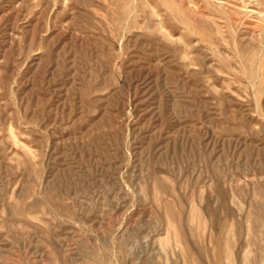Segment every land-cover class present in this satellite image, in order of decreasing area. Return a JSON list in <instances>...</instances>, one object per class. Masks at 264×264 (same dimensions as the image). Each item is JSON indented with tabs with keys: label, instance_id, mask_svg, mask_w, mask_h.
<instances>
[{
	"label": "rangeland",
	"instance_id": "1",
	"mask_svg": "<svg viewBox=\"0 0 264 264\" xmlns=\"http://www.w3.org/2000/svg\"><path fill=\"white\" fill-rule=\"evenodd\" d=\"M0 264H264V0H0Z\"/></svg>",
	"mask_w": 264,
	"mask_h": 264
}]
</instances>
